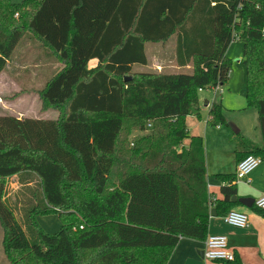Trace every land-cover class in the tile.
I'll use <instances>...</instances> for the list:
<instances>
[{"label":"trees","instance_id":"obj_1","mask_svg":"<svg viewBox=\"0 0 264 264\" xmlns=\"http://www.w3.org/2000/svg\"><path fill=\"white\" fill-rule=\"evenodd\" d=\"M27 34L63 68L40 92L57 119L0 115L10 264H168L183 239L207 240L212 207L225 217L241 206L235 174L216 175L223 199L211 197L204 140L190 137L186 120L199 113L200 91L230 80L238 40L262 145L241 139L236 160L264 159V0H0V75ZM173 38L177 66L190 73L136 71L149 64L148 44ZM209 116L226 123L220 103ZM135 130L145 134L132 141ZM25 173L38 178L44 205L23 225L5 197L8 179ZM51 214L62 221L54 234L37 221ZM218 263L244 264L238 255Z\"/></svg>","mask_w":264,"mask_h":264},{"label":"rangeland","instance_id":"obj_2","mask_svg":"<svg viewBox=\"0 0 264 264\" xmlns=\"http://www.w3.org/2000/svg\"><path fill=\"white\" fill-rule=\"evenodd\" d=\"M23 1L13 0L16 4H21ZM175 43L176 40L173 38L163 49L158 44H148L147 52L150 65L147 70L160 72L161 69L156 67V63L159 62L164 63L161 72L170 74L190 73V67L180 68L177 63L175 64L173 59ZM227 57L232 62L230 80L218 91L199 92V107L203 110V116L207 117L209 115L207 102L220 103L224 107L226 123L219 126L207 125L206 122L202 125L197 124V127L193 129L195 134L191 131L189 134L191 138L193 136L202 137L204 140L207 171L214 172V168L220 167L223 168V172L226 174L236 175L235 162L238 142L245 139L262 145V135L259 129L258 113L254 108L248 107L246 98V68L243 64V44L236 40L229 48ZM8 63L6 70L0 75V115L33 119H57L59 113L52 109L45 110L40 99V92L47 82L61 70L62 64L58 62L56 57L41 42L27 34ZM96 64V60L90 62L89 68L95 67ZM173 65H176L180 70ZM138 70H141V68L137 67L136 71ZM196 123L198 121L192 120L190 125L195 126ZM205 129L208 131V135H206L207 131ZM143 134L145 133L135 130L130 140H135ZM31 182V189H12L13 180L8 179L10 189L6 190L7 195H9L6 201L23 225L26 221V212L31 209V206L38 204L43 207L44 205L38 178L34 176ZM14 197L16 199L15 204ZM239 212L245 213L243 211ZM37 221L42 230L48 234L58 232L62 225L61 219L56 214L39 216ZM30 241L35 242L31 237ZM0 264H10L2 251L1 226Z\"/></svg>","mask_w":264,"mask_h":264},{"label":"crops","instance_id":"obj_3","mask_svg":"<svg viewBox=\"0 0 264 264\" xmlns=\"http://www.w3.org/2000/svg\"><path fill=\"white\" fill-rule=\"evenodd\" d=\"M165 45L166 44H158V46H160L161 49H163ZM146 54L148 57V61H149L148 66H149L150 58L147 52V47H146ZM173 59L175 60V52ZM175 64H176V60H175ZM163 65L164 63H159V62L156 63V67L158 69H161L160 72L163 70L164 67ZM148 66L140 67V68L141 70L152 72L151 70H147ZM173 66L177 67L176 65ZM62 68L63 65L61 69ZM178 70H180V68H178ZM205 91H209V90H204L200 93H203ZM212 104L213 103L207 102V107L210 109ZM199 112L200 114L191 115L186 120L189 132L191 131L194 134L195 132H193V129L197 127V124L202 125L203 123L206 122V124L208 125L210 121V116L208 115L207 117H204L203 110H201L200 107H199ZM17 118L21 119L23 117L17 116ZM192 120H196L198 121V123H196L195 126L190 125ZM206 135H208V131L206 132ZM189 144H190V140L185 141V145L187 147L189 146ZM237 163L238 162L236 160L235 162L236 166ZM207 173H208V185H209L208 187L211 197L213 198L214 201L222 200L223 195L221 194V187L226 184L221 183L219 180L215 178V176L226 173L223 172V168L220 167L216 169L214 168V172H209L208 170ZM33 177L34 176L28 173L13 176L11 177V179L13 180V183L11 184L12 186L11 188L31 189L32 188L31 180L33 179ZM236 184H237L238 198H251L257 201L259 198L264 196V159H262V164L260 165V167L256 169L245 181L236 182ZM7 189H10L9 183H7L6 190ZM8 196L9 195H7V191H6L5 199H7ZM14 200H15L14 201L15 204L16 203L15 197ZM235 210L243 211L245 212V214L248 215L249 227L246 229H238L227 225L224 222V217L219 216L216 212L215 207H212L210 209L208 237L212 235H224L228 238L231 251L235 255H238L244 264H264V219L261 218L256 213H254L251 210V208H247L242 205L237 207ZM204 252H205V242H197L189 239H183L175 249L168 264H220L218 262L206 261L204 257Z\"/></svg>","mask_w":264,"mask_h":264},{"label":"built area","instance_id":"obj_4","mask_svg":"<svg viewBox=\"0 0 264 264\" xmlns=\"http://www.w3.org/2000/svg\"><path fill=\"white\" fill-rule=\"evenodd\" d=\"M222 86L213 87L210 90L218 91ZM202 92V91H200ZM222 93V91H220ZM262 164V158L248 156L237 163V182L245 181ZM255 205L264 210V196L255 201ZM224 222L238 229L249 227V217L247 214L233 210L224 217ZM204 257L210 262H229L235 259V254L231 251L228 238L224 235H212L205 241Z\"/></svg>","mask_w":264,"mask_h":264},{"label":"water","instance_id":"obj_5","mask_svg":"<svg viewBox=\"0 0 264 264\" xmlns=\"http://www.w3.org/2000/svg\"><path fill=\"white\" fill-rule=\"evenodd\" d=\"M232 202L240 203L244 207L251 208L254 205L255 200L251 198H238L237 196H235L232 198Z\"/></svg>","mask_w":264,"mask_h":264}]
</instances>
